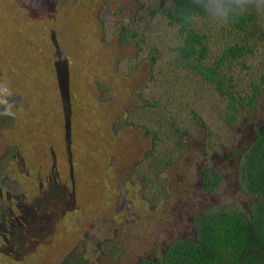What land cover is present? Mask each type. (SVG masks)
Segmentation results:
<instances>
[{
  "label": "rangeland",
  "instance_id": "1",
  "mask_svg": "<svg viewBox=\"0 0 264 264\" xmlns=\"http://www.w3.org/2000/svg\"><path fill=\"white\" fill-rule=\"evenodd\" d=\"M166 4L171 0H0V264H54L74 246L86 248L90 264L158 260L173 240L193 237L194 215L248 202L237 185L238 157L230 153L246 148L264 122V94L258 120L243 114L227 125L217 118L219 99L210 86L179 75L168 89L176 42L166 38L161 13L151 19ZM165 38L167 56L156 66L150 52ZM249 63L264 72V59ZM142 95L154 103L150 112ZM143 113L163 137L156 154L174 158L159 175L139 166L153 136L123 123ZM195 116L197 136H184L178 156L171 127L192 125ZM159 121L167 125L159 128ZM229 134L233 146L218 153L217 139ZM91 166L109 197L98 216L74 203L66 183L72 170ZM210 166L224 179L214 193L202 181ZM29 250L38 254L25 260Z\"/></svg>",
  "mask_w": 264,
  "mask_h": 264
},
{
  "label": "trees",
  "instance_id": "2",
  "mask_svg": "<svg viewBox=\"0 0 264 264\" xmlns=\"http://www.w3.org/2000/svg\"><path fill=\"white\" fill-rule=\"evenodd\" d=\"M198 2L199 0H171V5L166 4L163 8H161L163 4L157 5L152 11L151 19L156 18L158 13L163 15L168 27L166 38H172L176 42L169 61L174 72L166 73V79H170L168 89L172 86V77L186 76L191 81L196 78L199 85H208L217 93L218 120L224 119L227 125L239 123L240 116L244 115L249 119L258 120L256 113L259 97L264 94V72L256 73L249 62L264 59V4H261L260 0H246L244 9H238L227 22H222L200 8ZM123 35L125 36L122 41H128L130 35L127 33ZM131 36L135 40L139 39L136 33ZM166 38L163 45L151 49L150 53L156 66L167 56L168 49L164 47ZM60 65L61 63L54 64L52 69L56 70ZM152 87L148 85V88ZM142 96L151 105L150 108L145 107L143 111L150 112L154 103L148 97ZM4 113V109L0 107V119ZM141 115L143 116H139L138 120L126 119L123 123L143 129L153 136L154 148L147 152L139 166L149 164L159 175L174 158L166 153L156 154V147L163 137L158 131L149 129L150 122L154 120L149 121L144 113ZM5 120H11V117L5 115ZM199 120L195 116L192 125L185 127L172 125V139L178 156L186 149L182 140L184 141L185 137L197 136ZM165 125L167 123L163 125L161 121L157 123L159 128ZM66 131L69 137L67 124ZM209 140L212 145V136H209ZM233 140V134L220 136L219 140L217 139V152L221 153L224 149L225 152L232 147ZM230 154L238 157L237 185L248 202L234 200L231 204H221L217 208L194 215L193 237L175 239L158 260L143 258L138 260L137 264H264V122H260L254 130L246 148L232 151ZM69 163L73 164L71 157ZM94 168L85 167L75 170V173L72 170L70 181L66 183L72 186L74 203L78 201L77 204L84 205L82 209L85 214L98 216L109 197L101 192L108 190L105 183L98 186L97 177L93 173ZM137 168L139 170L141 167ZM3 173L4 170L0 166V177ZM202 181L207 193L218 192L224 183L222 175L214 166L205 169ZM162 188L163 190H158V196L164 195L166 187ZM8 249L7 247L6 251ZM85 249L74 246L59 262L89 264ZM36 252L29 250L25 260L28 256L38 254ZM118 253L119 248L110 256L115 259Z\"/></svg>",
  "mask_w": 264,
  "mask_h": 264
},
{
  "label": "clouds",
  "instance_id": "3",
  "mask_svg": "<svg viewBox=\"0 0 264 264\" xmlns=\"http://www.w3.org/2000/svg\"><path fill=\"white\" fill-rule=\"evenodd\" d=\"M264 4V0H260ZM198 6L205 9L214 19L227 22L238 9L246 7V0H199Z\"/></svg>",
  "mask_w": 264,
  "mask_h": 264
},
{
  "label": "flooded vegetation",
  "instance_id": "4",
  "mask_svg": "<svg viewBox=\"0 0 264 264\" xmlns=\"http://www.w3.org/2000/svg\"><path fill=\"white\" fill-rule=\"evenodd\" d=\"M104 253V252H103ZM105 257V256H104ZM106 258V257H105ZM109 259H112L113 260V258H109ZM103 260H105L104 258H103ZM103 260H98L99 262L97 263V264H100V263H102L103 262ZM88 262H89V260H88ZM90 264V263H89ZM137 264V263H136Z\"/></svg>",
  "mask_w": 264,
  "mask_h": 264
}]
</instances>
